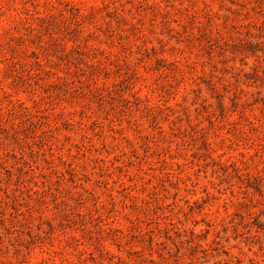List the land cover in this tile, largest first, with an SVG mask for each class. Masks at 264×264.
Returning <instances> with one entry per match:
<instances>
[{
	"label": "rangeland",
	"instance_id": "obj_1",
	"mask_svg": "<svg viewBox=\"0 0 264 264\" xmlns=\"http://www.w3.org/2000/svg\"><path fill=\"white\" fill-rule=\"evenodd\" d=\"M0 264H264V0H0Z\"/></svg>",
	"mask_w": 264,
	"mask_h": 264
}]
</instances>
